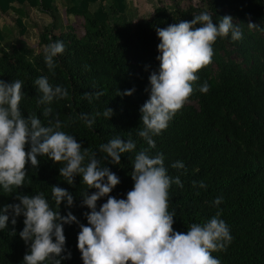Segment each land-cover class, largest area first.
Returning a JSON list of instances; mask_svg holds the SVG:
<instances>
[{"label": "trees", "instance_id": "obj_1", "mask_svg": "<svg viewBox=\"0 0 264 264\" xmlns=\"http://www.w3.org/2000/svg\"><path fill=\"white\" fill-rule=\"evenodd\" d=\"M171 1V5L156 7L148 19L135 23L125 16L128 0H0L4 15L19 5L51 20L39 34L38 50L21 40L27 34L23 17L17 20L21 37L17 44L11 40L14 33L0 22V80L9 84L21 80L25 96L20 108L25 118L35 115L45 126L58 118L62 131L96 153L101 166L119 177L121 183L111 195L126 199L134 186L131 172L136 152L148 148L138 132L143 127L141 108L150 99L149 77L160 67L157 57L161 41L156 29L191 21L201 12H208L217 26L220 18L231 16L242 39L233 41L230 34L217 38L212 63L198 73L189 102L165 131L153 137L156 146L149 155L162 153L168 174L179 176L183 184V188L172 184L169 189V211L176 214L175 231L186 233L192 223L203 224L219 211L233 239L225 250L212 255L220 264H264V0ZM64 11L68 21H64ZM69 19L82 20L83 35ZM249 23L257 26L249 28ZM56 41H63L65 52L56 58L53 75L46 66L44 48ZM41 76H47L53 86L66 88L68 97L51 105L39 104L41 94L34 81ZM205 82L209 90L203 93L199 89ZM133 89L131 96L117 95L118 91ZM49 106L53 112L46 117L43 112ZM107 108L113 110L111 119L103 116ZM81 113L95 116L92 128L79 118ZM117 136L132 139L137 146L134 152L121 156L120 165L111 163L99 150L101 144ZM38 160V168L29 162L24 187L6 193L0 186V209L19 203L17 195L43 192L53 210L62 216L72 212L79 221L64 225L63 255L70 253L71 258L61 264H83L78 235L80 224L88 226L85 213L91 211L82 206L81 193L87 186L79 175L75 184L69 185L60 175L63 165L47 157ZM177 161L183 162L185 169L172 168ZM200 181L206 188L198 186ZM53 186L67 190L74 206L69 208L65 200L58 208L52 199ZM87 191L92 194L95 189ZM217 197L223 198L218 206L213 203ZM106 200L97 202V210ZM8 215L7 228L0 230V264H24L25 254H30L20 236L25 218L17 217L13 225V214ZM12 232L15 235H10Z\"/></svg>", "mask_w": 264, "mask_h": 264}, {"label": "clouds", "instance_id": "obj_2", "mask_svg": "<svg viewBox=\"0 0 264 264\" xmlns=\"http://www.w3.org/2000/svg\"><path fill=\"white\" fill-rule=\"evenodd\" d=\"M231 16L220 18L218 26L208 12L194 15L191 21H180L167 28H157L160 39L158 51L160 62L158 73L149 77L150 99L141 108L142 125L138 135L148 148L136 152L131 178L133 189L126 199H117L111 193L120 183L119 177L108 167L101 166L94 152L83 148L76 138L62 131L63 124L57 118L45 126L35 115H23L20 105L25 96L23 82L19 79L11 84L0 80V186L6 193L24 187L29 162L38 168V157H47L60 168L61 177L69 184H75L76 176L82 177L87 189L81 193L82 206L91 211L85 213L88 226L80 224L78 248L83 264H220L212 253L222 251L233 237L226 222L220 219V212L203 224L192 223L187 232L174 230L175 211H169V189L172 184L183 188L179 176L173 178L164 165V156L149 155L155 148L153 137L165 131L169 122L189 102L194 92L193 85L199 80L198 73L213 61V45L217 38L233 41L242 39V32L233 23ZM249 28L256 27L252 23ZM65 52L63 41L50 43L44 48V60L54 75L56 58ZM34 84L41 94L38 103L51 105L62 100L69 93L63 86H53L47 76L38 77ZM209 90L205 82L199 89ZM134 89L117 95H133ZM89 99L90 94H85ZM99 95V93L97 94ZM53 109L45 107L43 115L48 117ZM99 116L100 113H96ZM111 119L113 110L103 112ZM85 124L92 128L95 116L80 114ZM132 139L125 141L117 136L101 144L99 150L115 165L121 164V156L136 150ZM87 161V162H86ZM174 169H185L181 161L171 165ZM197 186V182H193ZM200 188H206L203 181ZM88 189H95L89 194ZM52 199L59 208L66 200L69 208L74 206L73 196L59 186L51 187ZM107 198L97 210V202ZM17 204L0 209V230L7 228L8 213L13 214L11 223L23 216L24 229L21 238L30 248L25 254L24 264H61L66 237L64 225L79 223L77 217L68 212L62 216L53 210L43 192L28 196L17 195ZM223 198L213 202L220 205ZM15 235V232L10 233Z\"/></svg>", "mask_w": 264, "mask_h": 264}, {"label": "rangeland", "instance_id": "obj_3", "mask_svg": "<svg viewBox=\"0 0 264 264\" xmlns=\"http://www.w3.org/2000/svg\"><path fill=\"white\" fill-rule=\"evenodd\" d=\"M190 3L196 4L201 0H188ZM184 0V4L188 2ZM173 2L171 0H128V10L126 12V18L132 20V22L137 23L138 21L148 19L153 10L162 5H171ZM183 7V5H181ZM94 9H97V6H94ZM28 18H25L24 21L27 25V34L21 39L19 36L18 26L16 25L17 15L15 12H11L9 18L5 17L3 19L4 27L13 32L14 34L11 36V40L13 44H17L21 39L27 42L28 45L32 46L35 49H39V34L45 27V25L51 22L50 18L45 15H41L39 12L29 11ZM64 21H68L65 16V11L63 12ZM69 18V17H68ZM8 19V20H7ZM70 23L77 24L76 30L79 35L84 34V28L81 24V19H69ZM68 23V22H67ZM35 25V26H34Z\"/></svg>", "mask_w": 264, "mask_h": 264}, {"label": "crops", "instance_id": "obj_4", "mask_svg": "<svg viewBox=\"0 0 264 264\" xmlns=\"http://www.w3.org/2000/svg\"><path fill=\"white\" fill-rule=\"evenodd\" d=\"M14 7H15V10L14 11H11V12H15L16 13V15H17V19H16V25H17V20L19 19V18H21V17H23V19H25V18H28V16H29V11L30 10H32V12H38L37 10H34V9H30V8H27V7H25V6H23V7H21V6H19V5H14ZM19 10V12H17V10ZM22 10V11H21ZM10 12V13H11ZM25 12H27V15H25L26 13ZM10 13L9 14H6V15H4V14H2V13H0V22H1V25H2V27L5 29V27H4V25H3V19H5L6 20V18L5 17H8L9 18V16H10ZM29 19V18H28ZM8 20V19H7ZM25 22V21H24ZM35 26V25H34Z\"/></svg>", "mask_w": 264, "mask_h": 264}]
</instances>
